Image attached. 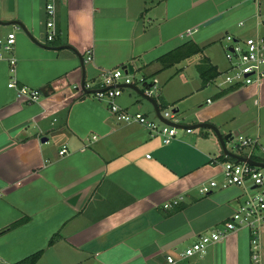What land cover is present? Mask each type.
I'll return each instance as SVG.
<instances>
[{"label": "crops", "instance_id": "crops-1", "mask_svg": "<svg viewBox=\"0 0 264 264\" xmlns=\"http://www.w3.org/2000/svg\"><path fill=\"white\" fill-rule=\"evenodd\" d=\"M47 1L14 0L10 11L8 0H0V42L16 35L12 49L0 44V264H167L168 255L178 264H251L247 228L203 254L182 253L199 235L221 227L247 197L242 186H222L223 162L217 159L225 153L216 133L189 126L208 122L233 134L253 127L257 146L236 154L264 153V79L218 97L222 89L205 84L198 70L204 58L219 72L227 69L217 40L223 33L264 34V26H256L263 0H55L52 41L46 40ZM8 21H20L28 31ZM190 40L203 47L184 60L187 68L195 66L196 85L183 96H155L158 76L184 62L162 69L158 58ZM89 51L90 89L102 88L105 71L131 65L132 75L139 71L154 84L150 96L161 114L171 101L192 100L188 112L176 116L185 126L173 142L165 145L143 125L117 121L106 101L81 89L79 56L85 60ZM12 80L17 88L9 86ZM126 85L121 83L119 106L149 116L137 91ZM131 86L144 90L135 81ZM20 87L40 94L28 99ZM238 106L258 109L257 118L226 120ZM154 114L159 118L155 108ZM64 146L68 150L60 154ZM210 180L219 186L201 193ZM179 197L177 205L164 207ZM38 252L37 261L24 262Z\"/></svg>", "mask_w": 264, "mask_h": 264}, {"label": "built area", "instance_id": "built-area-1", "mask_svg": "<svg viewBox=\"0 0 264 264\" xmlns=\"http://www.w3.org/2000/svg\"><path fill=\"white\" fill-rule=\"evenodd\" d=\"M46 40L52 41L57 35L56 27V2L48 0L46 4ZM239 26H245V22L241 21ZM257 29L264 26L263 14H256ZM226 38L229 44L225 50V59L228 63L227 69L212 80L219 89L227 88H242L250 85H258L264 79V34L259 30L252 35L240 36L226 33ZM15 33H10L6 42L3 44L6 50L12 49L15 43ZM93 59L92 52L89 51L85 57V62ZM11 71L15 72L17 60L10 59ZM132 75L127 73L122 67L113 70L105 71L102 74V88L98 89L95 95L102 101L108 103L109 109L119 122L138 123L143 125L151 136H160L165 145L170 144L176 139L178 128L162 122L159 118L153 119L141 112H131L126 108H122L117 103V98L122 94L121 83L132 84ZM10 87L17 88L15 80L9 83ZM88 89L90 86L86 84ZM18 93L25 95L28 99H37L39 91L20 87ZM150 95V91H148ZM210 101V99L208 100ZM162 116L170 121L177 122L176 113L164 111ZM188 132L191 129H187ZM241 147L255 148L258 144L257 138L238 135ZM67 147L64 146L60 150V154L67 152ZM264 151V148H263ZM218 163V161H213ZM223 177L224 183L222 186L238 185L244 187L247 197L238 209L224 221L223 225L209 233L199 235L198 239L191 244L182 253V257H190L195 254L205 253L207 247L226 237L230 232L242 228L249 229L252 237V254L251 264H262L261 256V228L264 224V169L252 166L245 162L224 161ZM219 184L215 180H210L204 183L199 188L203 194L212 191ZM252 187V190L250 189ZM182 198L173 199L171 202L165 203V208H170L177 205ZM167 264H178L173 256L166 257Z\"/></svg>", "mask_w": 264, "mask_h": 264}, {"label": "rangeland", "instance_id": "rangeland-1", "mask_svg": "<svg viewBox=\"0 0 264 264\" xmlns=\"http://www.w3.org/2000/svg\"><path fill=\"white\" fill-rule=\"evenodd\" d=\"M264 2V0H263ZM263 16H264V11L262 12ZM241 30H238L237 29H232L230 30V34H234V35H237L240 33ZM218 43L220 44L221 48H222V56L224 58V54H225V50H226V47L227 45L229 44V41L227 40L226 38V33L220 37H218ZM225 59V58H224ZM187 63L189 64L190 62L188 61H184L183 63L181 64H178L177 66H175L174 68H170V69H167V70H164L163 71V75L162 76H158V83L156 84V88H155V96H183V95H180V94H183V92L186 93L187 89H192L194 88V86L196 85L195 83V66L194 65H190L188 68L186 67ZM180 67H184L183 71L179 70L178 68ZM175 71H181L179 72L178 75H176L175 77H173V80L172 81H167V83L163 82V80H165L166 78H168L171 74H173ZM181 74H184L186 75V78L189 80L190 84L189 85H185L183 83V81L181 80L182 78H180ZM163 78V79H161ZM103 80V78H101ZM131 79L133 81H135L137 83V86L140 87V88H144L143 87V81H141L142 79V75L140 74L139 71H136ZM150 81V80H149ZM101 82V81H100ZM157 82V80H156ZM91 84V82H89V85ZM210 88H214L213 86L210 85ZM184 93V94H185ZM134 94L136 95V97L139 99V100H142V102L145 103V105H147L148 109L150 110L149 111V116L153 119H156V116L154 114V108L153 106L150 104V102L143 98L142 96H140L137 92H134ZM198 100H204L203 98H200ZM191 101L192 100H187L186 102H181L180 100H177V101H171L170 103L168 104H165L163 107H162V110L163 112L164 111H169L170 113L173 112V109L175 108H179V111L176 113V116H180L181 114H184V113H187L188 110H189V106H191ZM135 106V105H134ZM241 106H238L236 107L232 112L231 114L234 116V118L230 117H226V120H229L230 121H239V120H242V119H246L247 121L248 120H251V119H256L257 118V110L256 108H252L249 110V111H242ZM131 111V110H130ZM193 119V118H191ZM234 129V128H233ZM195 131H200V130H205V131H209L208 128H197V129H194ZM179 133H181V130H179ZM257 131H255V129L253 127H249V130L247 131H244V133L242 132L240 135H243V136H247V137H253V138H256L257 135H256ZM261 142L264 146V136L261 137ZM227 148L228 150L232 151V152H235V153H246L248 151V148L250 147H241L240 146V140L238 139V137H235L234 136V139L227 142ZM257 154L261 157V158H264V153H260V152H257ZM256 155V154H255ZM261 255H262V264H264V224H263V227H262V231H261Z\"/></svg>", "mask_w": 264, "mask_h": 264}, {"label": "water", "instance_id": "water-1", "mask_svg": "<svg viewBox=\"0 0 264 264\" xmlns=\"http://www.w3.org/2000/svg\"><path fill=\"white\" fill-rule=\"evenodd\" d=\"M8 9L10 11H12L14 9V0H8ZM219 18L220 17H216L215 19H212V20L208 21L206 23V25H209V24L215 22ZM0 23H1V21H0ZM4 24H6V25H18L24 31H26V32L28 31L26 29V27L20 21H8V22H6ZM64 47L65 48H68V47L71 48L70 45H64ZM59 48H61V47H59ZM79 57H80V61H81V65H82V70H83V77H82V82H81V89L85 93H94V92L97 91V89H88V87L86 86V66H85V60H84V57L82 55H80ZM122 68L125 69V71L127 73H129V74L133 73V71L131 69L132 68L131 65H125ZM126 86L127 87H131V88H134L142 97H144L149 102H151L153 104L155 110H156L157 116L159 117V119L162 122H164V123H166L168 125L174 126V127L178 128V129H181V128H183V126H185V125H181V124H179L177 122L170 121L169 119H166V118H164L162 116V114L160 112V108H159L158 103L156 102V100L153 97H151L148 94V91H150L153 88L154 84H152V83L150 84L147 81H144L143 82V87H144L143 89L144 90H140V89L138 90L136 87L131 86V84H128ZM173 112L176 113L177 112V109H173ZM202 127L210 128V129H212L216 133V135H217V137L219 139V142H220V144L222 146V150H223V152L225 153L226 156L235 159L237 162H245V163H248V164H250L252 166H256V167H259V168L264 169V161L256 160V159H254V158H252L250 156L238 155V154H236V153L231 152V151L228 150V148H227V142L233 140L234 139V136L237 137L240 133H234V134L233 133H222L220 131V129L216 125H214L212 123H208V122H201V123L195 124V125H193L191 127L189 126V128H192V129L202 128ZM43 141H47V139H44L43 138Z\"/></svg>", "mask_w": 264, "mask_h": 264}, {"label": "trees", "instance_id": "trees-1", "mask_svg": "<svg viewBox=\"0 0 264 264\" xmlns=\"http://www.w3.org/2000/svg\"><path fill=\"white\" fill-rule=\"evenodd\" d=\"M57 42L58 40H56V42L54 41V43H57ZM202 51H203V47L199 46L194 41L190 40L184 43L183 45L162 55L161 57L158 58V61L161 63L162 69H166L196 54L202 53ZM198 70L205 84H208L220 74V72L217 70L215 66L210 65L209 60L207 58L206 59L204 58V60L198 65ZM142 81H144V79H142ZM235 89L237 88L230 87V88L224 89L219 93L218 97L224 96L228 94L229 92H232ZM253 158L259 161H264V158H258L256 156H253ZM217 160L221 162L228 161V160L236 161L235 159L228 157L225 154H222ZM17 224L18 223H14L11 226H15ZM5 230L6 229H4L3 231ZM41 254L42 252H38L32 255L31 257L25 259L24 262L33 263L37 261V259L41 256Z\"/></svg>", "mask_w": 264, "mask_h": 264}]
</instances>
